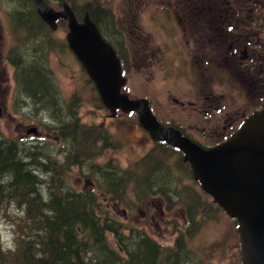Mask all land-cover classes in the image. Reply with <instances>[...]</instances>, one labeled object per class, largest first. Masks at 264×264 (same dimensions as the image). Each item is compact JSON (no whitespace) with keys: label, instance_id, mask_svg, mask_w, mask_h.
<instances>
[{"label":"rangeland","instance_id":"1","mask_svg":"<svg viewBox=\"0 0 264 264\" xmlns=\"http://www.w3.org/2000/svg\"><path fill=\"white\" fill-rule=\"evenodd\" d=\"M46 1L54 8H59L58 1L67 2V0ZM83 1L86 0H74V3L80 6ZM87 1L91 4V8L97 6L104 10L102 18L97 20L104 37L115 45L118 44L116 41L122 44L119 47L115 46V49L122 57L123 74L127 78L124 90L131 96L147 97L153 111L162 121L174 118V122L184 126L193 124L192 121L199 123V115L196 112H190L186 105L182 108L172 101V98L184 102L188 100L187 92H195V86L200 80V71L199 66L190 61L194 55L191 58L181 57L185 51L177 42L188 33L180 35L181 32H178L175 21L170 16L166 18L165 13L161 14L159 8L163 7L158 3L163 0ZM168 1L170 7H174L175 0ZM200 1L202 0H196L195 3L199 4ZM219 2L220 0H216L214 8L220 6ZM246 3L245 6L238 7L255 8V16L260 15L261 8H264V0H247ZM19 5L28 8H16ZM32 11H34L32 4L24 0H0V139H12L25 148V150L20 149L22 147L18 145L20 154L27 152L29 159L22 158L20 154L18 157L29 164L27 169L31 170V174L40 179L42 185H46L49 182V175L34 174L30 165H36L39 161L44 165L46 162L43 160L55 161L58 166L60 162L67 164L69 166L59 177V182L78 190L83 187L94 188L95 166L110 168L116 166L124 170L133 168L135 171L144 172L145 167L133 166V164L147 153L150 157L155 158L156 155L167 161L166 155L159 156L154 141L150 140L145 131L137 125L135 117L121 113L110 117L101 106L92 82L71 50L65 47V22L59 20L57 28L48 31L42 19L35 14L32 15ZM262 12L264 13V9ZM217 13L220 16H211L209 22L219 27L221 25L219 21L223 16L220 12ZM16 14L22 16L21 21L17 19ZM242 15L244 14H241V20L247 21ZM13 19H17V22ZM259 23L260 21L255 22L256 28L253 27L252 30L262 29L264 24ZM106 24L117 32L115 38L113 36L109 38L111 34H108ZM242 28L239 26L240 32ZM130 29H134L135 32ZM40 35L44 38L42 39ZM207 35H212L209 24ZM127 36L133 39L127 40ZM143 37H146L143 47H150L153 57H156L157 48H161L159 52L162 54V49L170 47V52L177 58L173 60L174 63L178 64V67H183L181 61L186 63L185 69L189 71L188 75L182 77L175 74V71L168 72L167 68L161 63L157 64L150 54L145 58L148 59L146 67H140L139 55H131L129 49H135L136 39ZM262 37L264 38V32ZM41 41L45 42L41 43ZM45 46L49 48L46 49ZM9 50L12 63L6 57ZM15 64L17 65L14 68ZM192 72L197 73L192 77L190 76ZM12 74L15 75L16 84ZM29 78L31 81L33 79L35 84L38 79L41 87L47 90V95L49 92L52 94L50 99L53 101L58 99L60 104L55 101L51 106H39L37 99L44 93L38 89L40 84L29 85ZM215 85L211 84V86ZM213 90L222 91L219 87H213ZM30 96L34 101L29 98ZM238 100L240 106L242 103H251L242 95ZM67 103L69 113L72 114L71 120L73 121V117L77 119L76 132L74 131L70 138L73 142L72 146L67 139L62 141L60 135V130L63 136L66 135V130H71L69 121L61 116V113H66ZM54 106L57 108L55 111ZM42 107L46 111H42L40 109ZM232 109L236 115L241 110L238 106H233ZM31 126L34 127V131H26ZM207 127L211 131L213 124L209 121ZM213 138L214 136H211V140ZM206 141L208 140H203L202 143H210ZM102 142L107 143L101 148ZM36 149L38 153L35 154L33 150ZM77 150H80L78 153L80 157L72 159ZM86 157H89L90 163H87ZM176 157H179V153L175 154ZM167 162L163 164L167 166ZM168 163L173 179L172 188L164 189L167 200L158 192L159 180L156 176L167 179L162 172L153 174L148 185L144 182L139 183V178L136 181V184H139L134 186L129 182L126 184L122 182L118 194L121 201L114 204L118 219L127 227H139L138 230H142L164 247H171L177 237L176 231H182L186 248L203 264H239L238 241L233 221L224 215L209 197L205 194L203 196L199 186L192 183L186 174L182 175L181 171L175 173L172 161ZM87 165L93 168L90 169ZM45 166L48 167L49 164ZM52 172L51 182L55 184L56 171L52 169ZM197 205L199 208L196 212L191 210ZM186 208L189 214L185 212ZM20 216L21 211L16 209L14 204L0 208L2 251H10L9 249L13 248L16 233L13 232L12 224L19 221ZM188 219L195 223L194 230L186 233L184 231L188 229V224L185 221ZM107 238L109 239L108 235Z\"/></svg>","mask_w":264,"mask_h":264},{"label":"trees","instance_id":"2","mask_svg":"<svg viewBox=\"0 0 264 264\" xmlns=\"http://www.w3.org/2000/svg\"><path fill=\"white\" fill-rule=\"evenodd\" d=\"M24 1L32 4L30 0ZM67 2L77 18H80L84 11H88L90 18L103 34L99 23H97V20L102 18L103 9L97 6L91 8V4L87 0L83 1L80 6L76 5L74 0H67ZM60 3L58 1L57 5ZM33 14H35L34 11H32ZM19 16L16 14L17 19L21 21L22 16ZM17 19L13 20L17 22ZM108 24H106L107 31L108 34H111L109 38L111 36L115 38L117 33L109 28ZM42 35L45 36V34ZM42 35L40 36L43 39ZM44 42L41 41V43ZM113 46L115 48L116 45L113 43ZM45 48L48 49L49 46H45ZM37 80L35 84L33 79L31 81L29 78L28 83L29 85L34 84V86L39 85L40 82ZM38 89L44 93L41 94V98L37 99L38 105L51 106L53 104V100L50 99L52 94L49 92L47 95V90H44L41 84ZM30 97L33 99L32 96ZM55 97H57L56 93ZM55 101L60 104L58 99ZM68 106L67 103L66 113H61V116L64 120L69 121L68 125L71 130H66V137L60 130V135L62 141L67 139L72 146L73 142L70 138L74 131L76 132L77 119L75 120L73 117V121L71 120L72 114L69 113ZM53 108L54 111L57 110L55 106ZM40 109L46 111L43 107ZM50 118L52 119L51 116ZM104 143L107 142H102L101 148L104 147ZM154 143L159 156L166 155L167 161H172L175 173L181 171L182 175L186 174L192 183L198 185L192 179L187 165L182 163L179 157L175 158V154L178 153L176 149L162 142ZM18 145L20 143L12 139H0V208L4 205L14 204L16 209L21 211L19 221L12 224L13 232L16 233L13 248H10V251H2L0 247V264H203L196 260L186 248L182 231H176L177 237L171 247H164L142 230H138L139 227L125 226L116 216L114 204L121 201L118 194L121 191L122 182L125 184L129 182L133 186L141 182L148 185L153 174L162 172L167 176V179L164 180L156 176L159 180L157 183L158 192L164 198L166 197L164 189L172 188L171 181L173 179L166 159L156 157V155L153 158L147 153L133 164V166L145 167L144 172L135 171L133 168L124 170L116 166L111 168L95 166L94 188L83 187L75 190L59 182V177L69 165L60 162V166H58L55 161L49 160H43L46 162L45 164H49L48 167L39 163L40 161L36 165H30L34 174L49 175L48 184L42 185L41 180L31 174L30 169H27L29 164L22 159L23 157L29 159V154L24 151L21 155L20 149L25 150V148L20 145L22 148L19 147V149ZM79 148L81 149V147ZM37 150H33V153H38ZM79 152L80 150H77L72 159L80 157ZM18 154L22 158L18 157ZM44 157L46 158L45 154ZM65 158L67 159L66 156ZM86 159L87 163H90L89 157ZM165 162H167V166L163 164ZM52 169L56 171L55 184L51 182ZM162 174L159 175L163 176ZM138 178L140 182L136 184ZM197 189L199 191V188ZM165 199L167 200V198ZM198 208L197 205L195 209L191 210L196 212ZM185 212L189 214L187 208ZM185 223L188 224V229L184 232L189 233L194 230L195 222L192 223L188 219ZM125 231H127L126 234Z\"/></svg>","mask_w":264,"mask_h":264},{"label":"water","instance_id":"3","mask_svg":"<svg viewBox=\"0 0 264 264\" xmlns=\"http://www.w3.org/2000/svg\"><path fill=\"white\" fill-rule=\"evenodd\" d=\"M30 1L50 28H55L56 19L65 21L66 44L110 116L116 110L133 112L137 124L152 140L182 152V160L200 189L235 221L240 264H264V104L246 116L228 138L203 148L177 129L161 125L145 98H130L120 91L125 79L120 74L119 60L87 12L77 20L65 2L56 10L44 0Z\"/></svg>","mask_w":264,"mask_h":264},{"label":"flooded vegetation","instance_id":"4","mask_svg":"<svg viewBox=\"0 0 264 264\" xmlns=\"http://www.w3.org/2000/svg\"><path fill=\"white\" fill-rule=\"evenodd\" d=\"M195 1L175 0L176 4L172 8H168L170 7L168 0L160 1L158 4L165 7L159 8L161 14L165 13L166 18L170 16L175 21L178 32H181L180 35L188 33L186 37L178 39L177 44L181 45V49L185 51L181 57L189 56L191 58L194 55L190 61L199 66L200 80L195 86V92H187L189 98L186 102L178 101L175 98H172V101L182 108L186 105L190 112H196L199 115V123L192 121L193 124L184 126L174 122V118L162 121L153 111L149 99L144 98L147 99L148 105L159 123L177 129L181 135L201 147H208L229 137L247 115L264 104V38L262 37L264 26L262 29L252 30L253 27L256 28L255 22L260 21V25L264 24V13L262 12L264 8H261L260 15L255 16V8L238 7L245 6L247 0H220L218 8H214L216 0H202L199 4ZM178 3L180 5H177ZM32 6L35 15H37L36 6L34 4ZM16 8L28 7L19 5ZM217 12L223 16V19L219 21L221 24L219 27L209 22L211 16H220ZM241 14H244L242 16L247 21L241 20ZM43 24L49 31L55 30L49 28L46 23L43 22ZM208 24L212 33L210 36L207 35ZM239 26L243 27L241 32ZM130 30L135 32L133 29ZM131 38L130 36L126 37L127 40H132L133 38ZM145 39L146 37L137 38L136 48L129 49L131 55H139L140 67H146L148 59L145 58L150 54L154 61L157 64L161 63L168 72L175 71V74L182 77L188 75L189 71L185 69L186 63L181 61L180 64L183 67H178L179 65L174 63L173 60L177 58L170 52V47L162 49V54L159 52L161 48H157L155 50L156 57H153L150 47H143ZM106 40L113 46L110 40ZM116 43H118L116 45L118 47L121 44L117 41ZM64 44L66 47L65 40ZM115 51L122 60L116 49ZM9 56L10 50L6 57L11 62ZM196 73L192 72L190 76L193 77ZM12 78L16 84L14 74H12ZM125 79L127 80L126 76ZM212 83L216 85L211 86ZM213 87H219L222 91L213 90ZM214 93L217 94L214 95ZM240 95L247 97L251 103H242L240 106L238 100ZM31 100L33 99L31 98ZM52 102L55 103V101ZM233 106L241 108L238 115L232 109ZM209 121L213 124L211 131L207 127ZM211 136H214L212 140ZM203 140H208L206 142L210 143L204 144Z\"/></svg>","mask_w":264,"mask_h":264},{"label":"bare ground","instance_id":"5","mask_svg":"<svg viewBox=\"0 0 264 264\" xmlns=\"http://www.w3.org/2000/svg\"><path fill=\"white\" fill-rule=\"evenodd\" d=\"M64 155V154H63Z\"/></svg>","mask_w":264,"mask_h":264}]
</instances>
